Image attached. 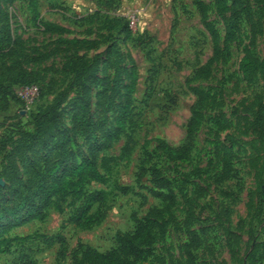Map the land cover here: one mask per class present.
I'll return each mask as SVG.
<instances>
[{
  "label": "rangeland",
  "instance_id": "obj_1",
  "mask_svg": "<svg viewBox=\"0 0 264 264\" xmlns=\"http://www.w3.org/2000/svg\"><path fill=\"white\" fill-rule=\"evenodd\" d=\"M196 0H39L40 19L65 27L69 32L47 34L33 22L29 0H0V208L29 198L27 187L33 172L53 147L59 132L78 158L88 157L95 138L116 128L122 99L107 88L124 69L138 75L128 111L129 124L118 141L98 153L115 158L102 170L106 184H91L88 190L108 194L101 207L105 218L91 229L67 223L73 209H50L44 220H28L9 232L15 242L9 254H0V264H21L29 255L34 264H58L59 246L45 249L40 236L62 234L66 256L59 264H89L84 249L106 252L114 247L117 235L135 229L139 220L151 215L166 226L157 237L153 255L143 264H243L246 252L259 230L254 219L257 176L263 164L264 135L254 127L257 99L264 103V73L249 81L243 79L240 63L248 49L258 58L264 55V18L261 0H228L235 12L220 14L218 0H202L209 7V21L221 37L222 56L210 77L192 86L209 91L211 100L203 111V123L195 134L193 147L185 160L170 161L157 151L158 140L172 147L186 141L187 125L196 97L187 80L213 55L209 33L202 24ZM92 20V21H91ZM234 23L233 40L224 44ZM113 26H117L112 29ZM113 43L116 52L111 50ZM60 38L86 39L88 44L70 48L57 44ZM95 78H92V77ZM35 84L39 96L30 108L23 107L19 90ZM123 84H130L123 76ZM89 100L92 128L75 129L74 115L80 101ZM115 94V95H114ZM50 111L55 120H45L48 139L34 145L40 130V117ZM83 114V112H82ZM131 138L132 150L122 156ZM144 148L153 154L162 176L173 183V202L152 197L150 173L138 180L146 160ZM70 166V165H69ZM120 188L128 189L127 195ZM95 206L92 214L96 213ZM158 212V215L156 213ZM9 219L0 224L7 226ZM190 233L197 234L201 246L189 260L186 245ZM262 241L261 234L257 237Z\"/></svg>",
  "mask_w": 264,
  "mask_h": 264
},
{
  "label": "trees",
  "instance_id": "obj_2",
  "mask_svg": "<svg viewBox=\"0 0 264 264\" xmlns=\"http://www.w3.org/2000/svg\"><path fill=\"white\" fill-rule=\"evenodd\" d=\"M101 1V0H99ZM114 1V0H107ZM262 16L264 18V0H261ZM195 5L200 13L202 24L209 33L212 45L213 55L206 64L198 68L193 76L187 80V86L190 92L196 97L195 104L192 107L191 118L187 125L186 141L180 147H172L164 140H158L157 151H160L170 161L185 160L193 147L195 134L203 123V111L207 108L211 100L209 91L192 86V83L199 80H204L210 77L213 66L221 59L222 47L221 37L219 32L209 21V7L202 0H196ZM29 7L33 14L34 24L47 34L61 35L69 31L58 24L45 22L40 19L39 0H29ZM217 9L220 14L235 12V5H229L228 0H218ZM92 21V20H91ZM117 26H113L115 29ZM234 23L230 24L224 44H229L233 40ZM0 31V42L3 41ZM112 42L111 50L116 52V45L113 43V37H109ZM59 45L69 46L70 48H80L88 44L86 39H67L60 38L57 40ZM4 50V46L0 43V52ZM240 72L243 79L251 80L259 73H264V55L258 58L248 49H245L244 57L240 63ZM129 78L130 84H123V76ZM92 78H95L94 76ZM138 75L135 69L131 71L124 69L116 74L113 81L107 83L102 81L101 87L103 91L97 93V98L101 99L106 93L107 88H111L122 101L119 103V111L115 120L116 128L111 132L103 134L102 139L95 140L97 144L92 146L88 157L78 158L67 145L71 142V138L67 137L64 132H59L57 138L53 141V147L43 157L40 169L33 172L27 190L29 198L21 200L12 206L0 208V224L6 220H13L14 224L9 222L7 226L0 227V254H9L15 242L27 241L29 238H10L8 232L21 223V218L18 214L25 212V218L28 220H44L47 212L54 209L58 212H64L65 208L73 209L67 223L74 225L80 229H91L101 224L105 218V213L101 211V207L106 206L108 194L103 190H88L87 188L93 184H106L107 179L102 170H108L109 165L114 162L115 158H102L101 164L98 163L97 155L100 151L108 149L114 141H118L122 134L125 133L126 127L131 124L132 120H128V111L131 104V96L135 92ZM35 85V84H26ZM87 87V86H86ZM114 94V95H115ZM91 89H85V98L87 103L80 101L76 104V108L81 112L74 115L73 123L75 129L92 128L94 120L90 116L89 100L91 98ZM20 99V98H19ZM21 100V99H20ZM23 107L24 103L21 100ZM257 113L254 120L255 129L264 135V103L257 99ZM83 112V114H82ZM56 117L52 112L46 111L40 117V130L33 137L34 145L42 146L43 139L50 137L47 134L46 124L42 123L45 120H55ZM132 140L128 138L127 143L122 148V156H127L131 150ZM146 160L144 165L152 163L153 154L147 148H144ZM70 165V166H69ZM150 173L153 189L150 190L152 197L162 199L164 201L173 202L175 193L173 191V183L169 179L162 176L157 165L151 164L149 168L141 166L138 174V180H141L146 173ZM2 179V178H1ZM6 185V184H5ZM2 187V186H1ZM5 187V186H4ZM122 194L127 195L128 189L120 188ZM97 206L98 210L92 214V210ZM158 215V212L156 213ZM254 219L258 223L259 230L254 236L251 246L246 252V260L243 264H264V142H263V164L257 176L255 190V210ZM135 229L131 233L117 235L115 238L114 247L106 252H99L91 247L80 245L79 248L84 249L83 256L89 264H143L153 255V247L157 237H164L166 234V226L158 218L151 215L139 220L133 216ZM259 234L263 240L258 241ZM45 249H51L58 245L57 253L58 264L66 256V239L62 234L52 236H40ZM201 246V240L197 234L190 233V242L186 245L189 260L193 259V253ZM21 264H34L29 255L21 256Z\"/></svg>",
  "mask_w": 264,
  "mask_h": 264
},
{
  "label": "built area",
  "instance_id": "obj_3",
  "mask_svg": "<svg viewBox=\"0 0 264 264\" xmlns=\"http://www.w3.org/2000/svg\"><path fill=\"white\" fill-rule=\"evenodd\" d=\"M39 96V89L35 85L23 86L19 90V98L23 101L25 108H30Z\"/></svg>",
  "mask_w": 264,
  "mask_h": 264
},
{
  "label": "water",
  "instance_id": "obj_4",
  "mask_svg": "<svg viewBox=\"0 0 264 264\" xmlns=\"http://www.w3.org/2000/svg\"><path fill=\"white\" fill-rule=\"evenodd\" d=\"M0 186H5V182L3 179L0 178Z\"/></svg>",
  "mask_w": 264,
  "mask_h": 264
}]
</instances>
